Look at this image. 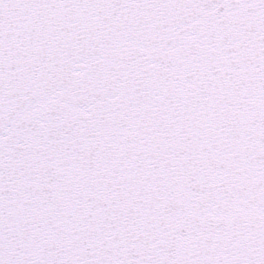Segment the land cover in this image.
I'll use <instances>...</instances> for the list:
<instances>
[{"label": "snow or ice", "instance_id": "1", "mask_svg": "<svg viewBox=\"0 0 264 264\" xmlns=\"http://www.w3.org/2000/svg\"><path fill=\"white\" fill-rule=\"evenodd\" d=\"M0 264H264V0H0Z\"/></svg>", "mask_w": 264, "mask_h": 264}]
</instances>
